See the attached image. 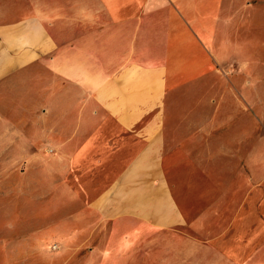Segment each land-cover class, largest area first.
<instances>
[{
    "label": "crops",
    "instance_id": "crops-1",
    "mask_svg": "<svg viewBox=\"0 0 264 264\" xmlns=\"http://www.w3.org/2000/svg\"><path fill=\"white\" fill-rule=\"evenodd\" d=\"M0 160L61 165L81 264H264V0H0Z\"/></svg>",
    "mask_w": 264,
    "mask_h": 264
},
{
    "label": "rangeland",
    "instance_id": "rangeland-1",
    "mask_svg": "<svg viewBox=\"0 0 264 264\" xmlns=\"http://www.w3.org/2000/svg\"><path fill=\"white\" fill-rule=\"evenodd\" d=\"M32 151L47 157L57 152ZM62 176L52 160H0V264H81L97 247L77 239L75 210L81 208ZM181 232L195 236L189 228Z\"/></svg>",
    "mask_w": 264,
    "mask_h": 264
}]
</instances>
